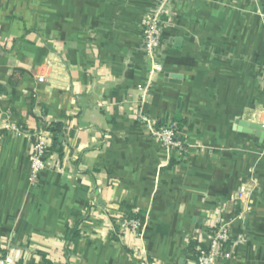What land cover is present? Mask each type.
<instances>
[{
  "label": "crops",
  "instance_id": "obj_1",
  "mask_svg": "<svg viewBox=\"0 0 264 264\" xmlns=\"http://www.w3.org/2000/svg\"><path fill=\"white\" fill-rule=\"evenodd\" d=\"M157 2L0 0V264H194L221 224L230 257L216 264H264V135L237 124L264 128V0L168 4L163 70L143 96ZM140 113L178 124L184 149Z\"/></svg>",
  "mask_w": 264,
  "mask_h": 264
},
{
  "label": "built area",
  "instance_id": "obj_2",
  "mask_svg": "<svg viewBox=\"0 0 264 264\" xmlns=\"http://www.w3.org/2000/svg\"><path fill=\"white\" fill-rule=\"evenodd\" d=\"M180 0H158L154 10L148 16L147 22L142 27L141 32V48L142 52L149 63L147 72V81L142 91L143 96L146 95L152 84V78L156 74L162 73V65L159 60V51L162 47L164 21L162 16L168 4L178 2ZM46 76L41 75L37 78L38 83H44ZM138 119L141 123L146 124L151 135L158 139L160 144L166 149H177L182 151L184 148L180 142H177L179 128L176 123L170 122L166 125L153 128L147 116L140 113ZM13 130V128H12ZM46 132L39 131L32 135L33 142L28 154L29 174L28 182L34 188L39 178L44 171L45 162L44 155L46 153ZM244 194L238 192L236 199L243 201ZM245 210H249L246 206ZM241 212V213H243ZM136 215H124L123 227L129 229L133 233H138L142 230L143 220L135 217ZM241 216V214H238ZM230 242V231L226 225H218L209 231L208 241L204 246H196L194 251V264H216L218 258L228 259L230 256L225 252L226 245Z\"/></svg>",
  "mask_w": 264,
  "mask_h": 264
},
{
  "label": "water",
  "instance_id": "obj_3",
  "mask_svg": "<svg viewBox=\"0 0 264 264\" xmlns=\"http://www.w3.org/2000/svg\"><path fill=\"white\" fill-rule=\"evenodd\" d=\"M237 124L241 127L247 128L248 132L246 133H254V135L258 138H262L264 135V128H262L259 125H253V124H246L243 122H237Z\"/></svg>",
  "mask_w": 264,
  "mask_h": 264
},
{
  "label": "trees",
  "instance_id": "obj_4",
  "mask_svg": "<svg viewBox=\"0 0 264 264\" xmlns=\"http://www.w3.org/2000/svg\"><path fill=\"white\" fill-rule=\"evenodd\" d=\"M177 125H178V124H177ZM178 126H179V125H178ZM52 127H53V128H60V127H61V124H55V125H53ZM135 217L138 218V219L143 220L141 216H137V215H136Z\"/></svg>",
  "mask_w": 264,
  "mask_h": 264
}]
</instances>
